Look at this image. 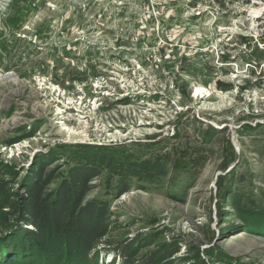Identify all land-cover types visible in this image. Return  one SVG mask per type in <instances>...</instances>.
<instances>
[{
    "label": "rangeland",
    "instance_id": "374dc122",
    "mask_svg": "<svg viewBox=\"0 0 264 264\" xmlns=\"http://www.w3.org/2000/svg\"><path fill=\"white\" fill-rule=\"evenodd\" d=\"M249 19L237 0H0L1 179L23 192L41 159L66 172L60 148L152 145L160 185L117 198L103 175L86 198L111 205L98 264L134 243V262L264 264V56Z\"/></svg>",
    "mask_w": 264,
    "mask_h": 264
},
{
    "label": "trees",
    "instance_id": "16d2710c",
    "mask_svg": "<svg viewBox=\"0 0 264 264\" xmlns=\"http://www.w3.org/2000/svg\"><path fill=\"white\" fill-rule=\"evenodd\" d=\"M151 146L60 148L66 172L48 171L58 159H41L21 181L23 192L13 191L12 182L2 180L4 172L0 171V264H98L99 248L109 233L111 205L107 200L86 198L103 175L106 187L117 198L131 192L135 181L140 189L160 185L168 176L167 156L143 155ZM136 245L121 248L123 264L167 262L162 257L166 251L132 261L129 256Z\"/></svg>",
    "mask_w": 264,
    "mask_h": 264
},
{
    "label": "built area",
    "instance_id": "2783aa9c",
    "mask_svg": "<svg viewBox=\"0 0 264 264\" xmlns=\"http://www.w3.org/2000/svg\"><path fill=\"white\" fill-rule=\"evenodd\" d=\"M232 2V0H224ZM247 7L250 19V45L264 56V0H237ZM246 12V10H244ZM264 70V63L262 64Z\"/></svg>",
    "mask_w": 264,
    "mask_h": 264
},
{
    "label": "bare ground",
    "instance_id": "6f19581e",
    "mask_svg": "<svg viewBox=\"0 0 264 264\" xmlns=\"http://www.w3.org/2000/svg\"><path fill=\"white\" fill-rule=\"evenodd\" d=\"M224 30V29H222ZM13 76V75H12ZM8 79H11L12 77L10 75L7 76ZM13 79V78H12ZM12 81H15V79H13Z\"/></svg>",
    "mask_w": 264,
    "mask_h": 264
}]
</instances>
